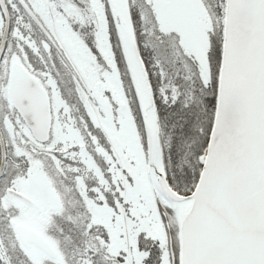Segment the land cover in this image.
Segmentation results:
<instances>
[{"label": "snow or ice", "instance_id": "6c2138e0", "mask_svg": "<svg viewBox=\"0 0 264 264\" xmlns=\"http://www.w3.org/2000/svg\"><path fill=\"white\" fill-rule=\"evenodd\" d=\"M0 264H264V0H0Z\"/></svg>", "mask_w": 264, "mask_h": 264}]
</instances>
